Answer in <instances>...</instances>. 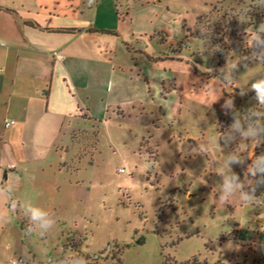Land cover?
I'll use <instances>...</instances> for the list:
<instances>
[{"label":"rangeland","instance_id":"obj_1","mask_svg":"<svg viewBox=\"0 0 264 264\" xmlns=\"http://www.w3.org/2000/svg\"><path fill=\"white\" fill-rule=\"evenodd\" d=\"M164 1L172 10L151 36L113 38L139 60L132 65L149 104L139 111L109 109L107 122H94V129L77 136L80 157L69 163V171L63 167L54 183V196L67 202L45 209L57 224L43 237L34 232L36 242L28 239L51 264L71 254L85 256L89 264H162L193 257L208 264H223V257L228 264H250L255 256L239 231L250 239L264 233L259 230L264 205L245 207L238 197L220 203L216 162L233 150L255 159L264 145L256 148L237 138L229 144L220 140L221 148L209 144L204 155L192 149L231 125V114L221 108L226 99L242 112L257 106L247 89L252 79L264 76V64L253 58L245 30L264 22V6L258 7L261 0ZM222 37L235 38L227 51L218 42ZM158 56L162 62L150 60ZM232 59L238 67L227 83L220 70L231 69ZM246 160L232 168L247 188L252 181L245 176L251 163ZM246 217L253 229L244 228Z\"/></svg>","mask_w":264,"mask_h":264},{"label":"crops","instance_id":"obj_2","mask_svg":"<svg viewBox=\"0 0 264 264\" xmlns=\"http://www.w3.org/2000/svg\"><path fill=\"white\" fill-rule=\"evenodd\" d=\"M171 10L164 0H0V264L53 263L34 252L28 239L39 236L6 202L14 195L43 209L65 206L54 183L80 157L77 136L107 122L109 109L149 104L132 65L139 60L113 38L149 37ZM239 235L255 253L250 264L264 257V233Z\"/></svg>","mask_w":264,"mask_h":264},{"label":"clouds","instance_id":"obj_3","mask_svg":"<svg viewBox=\"0 0 264 264\" xmlns=\"http://www.w3.org/2000/svg\"><path fill=\"white\" fill-rule=\"evenodd\" d=\"M264 6V0L258 4V7ZM242 22V21H241ZM243 23V22H242ZM247 36V42L249 47L254 49L252 56L260 64H264V54H261L258 50H264V22H261L258 26L252 25L251 31L248 28L245 30ZM229 59V58H228ZM238 67V63L232 59V67L228 69L227 65L221 69L220 77L227 83H230L233 79V72ZM247 68V65H245ZM255 93V99L257 100V106L251 107L245 111H239L236 109L234 100L230 97L224 101L221 105L225 115L231 114L232 123L223 133V135L217 137L212 135L209 138L208 144H198L197 147L192 149L194 154L204 155L209 150V144L215 148L220 147V140H224L226 144L236 142L237 138L245 141H252L255 143V147L264 145V76L254 78L251 80L250 89ZM246 89H241V95H244ZM220 96L212 102H216ZM211 104V105H212ZM248 157L238 150H233L225 154L222 161H217L218 171L216 174L221 177L220 192L218 200L222 204H228L233 197H238L240 203L245 206H261L264 205V198L257 196V189L264 186V152L260 155H256L255 159H251V163L247 165L245 176L251 178V183L246 188L245 182L240 179V176L233 171V165H244ZM5 187V186H4ZM3 187H0L2 189ZM14 190L9 189V192ZM0 195L3 192L0 191ZM13 203L16 204L17 209L28 221V231L35 232L41 237L50 233L57 221L49 214L48 211L42 207L34 204L30 201L21 202L16 199L14 195H10L7 200V206L12 209ZM2 215V214H0ZM254 228V224L247 217L245 218L244 228ZM260 231L264 232V224L261 225ZM58 264H89L87 258L78 254H71L63 256Z\"/></svg>","mask_w":264,"mask_h":264},{"label":"trees","instance_id":"obj_4","mask_svg":"<svg viewBox=\"0 0 264 264\" xmlns=\"http://www.w3.org/2000/svg\"><path fill=\"white\" fill-rule=\"evenodd\" d=\"M118 16L120 17V19H123V15L122 14H118ZM208 21V19H207ZM211 32H213V30L211 28H209ZM215 31V30H214ZM200 34V32L198 33ZM205 38H207L205 36ZM235 40V38L233 39H226L225 37H222V39H220V41H218L221 45V49L222 51H227L230 49V45L231 43ZM213 41V40H212ZM214 42V41H213ZM216 54H217V51H214ZM219 54V53H218ZM151 61H154V59H150ZM256 157V156H255ZM247 161V160H246ZM245 161V162H246ZM257 196H260L262 198H264V186H261L257 189V193H256ZM162 264H208L207 262H201L199 260V258L197 257H193L191 258V260H188V261H178L174 258H169V259H166ZM251 264H264V257H260V258H255Z\"/></svg>","mask_w":264,"mask_h":264},{"label":"built area","instance_id":"obj_5","mask_svg":"<svg viewBox=\"0 0 264 264\" xmlns=\"http://www.w3.org/2000/svg\"><path fill=\"white\" fill-rule=\"evenodd\" d=\"M13 124H15L14 121H7V122H6V125H7V126H10V125H13ZM9 264H19V262H18V260H16V259H12V260H10Z\"/></svg>","mask_w":264,"mask_h":264}]
</instances>
